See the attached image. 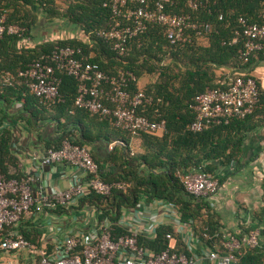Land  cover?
Here are the masks:
<instances>
[{"label": "trees", "instance_id": "1", "mask_svg": "<svg viewBox=\"0 0 264 264\" xmlns=\"http://www.w3.org/2000/svg\"><path fill=\"white\" fill-rule=\"evenodd\" d=\"M34 9L42 10L47 19H63L68 22L72 27L69 30L74 36L45 41L29 47L31 43L27 44L24 41L33 36V25L38 19ZM177 10L185 9L180 7ZM263 10V0L221 1L210 12L194 13L186 9L185 11L193 14V17L211 23L213 30L203 36L194 35L188 43L171 45L164 29L152 25L143 35L129 41L123 55H118L108 42L96 37V33L106 29L110 22V11L104 7L103 0H0V15H5L6 23L24 29L23 37L6 35L0 41V99L7 103L22 102L24 106H29V110L32 107L41 108L40 114L32 113V117L37 119H45L44 114H49V117L53 115V119L58 122L65 119V123L60 124L62 133L59 141L52 146L55 148H59L65 141L87 146L86 141L93 142L94 139L103 136L110 142L112 137L109 134L95 133L77 126L66 130L73 123L75 116L84 119L93 128L101 125L102 129L105 125H112L115 130L127 137H120L109 143L110 145L117 142L111 151V160L119 163L116 171L106 170L91 151L94 161L99 164L101 179L107 183L124 182L128 185L126 191L113 189L108 196L90 192L79 200L77 206H57L54 209L47 207L43 212L49 210L62 215L93 208L97 222L110 221L112 235L118 237L125 233L118 223L126 209L136 208L143 200L147 202L162 200L177 209L181 223L189 225L204 247L220 248L225 252V235L220 231L218 221L214 220L215 215L210 214L211 206L207 202L209 197H196L188 193L184 179L191 170L200 168L214 175L219 185L223 183L224 178L218 177L220 171L228 169L239 159L238 146L241 140L233 133L234 126L255 114L264 103V93L255 79L260 101L254 113L245 119H234L227 125L214 126L202 132H192L189 129L195 119L191 106L195 97L207 88L223 87L229 78L235 76L245 78L251 76L250 72L264 62V52L245 62L239 55L241 43L233 44V38L239 31L238 18L244 16L250 21H258ZM84 36L91 42L83 39ZM67 45L81 47L84 58L89 57L90 51H94L96 57L91 60L98 63L107 73L124 69L132 72L138 80L144 75L155 78V83L142 89L153 98L152 103L139 107L137 112L152 121L164 120L166 131L161 135L147 133L133 135L116 128L110 117L102 118L77 108L75 99L79 84L74 77L66 74L60 75L62 101L59 104L50 106L43 99L36 97L25 79L18 77L19 72L53 47ZM165 59H170V62L164 64ZM224 68H229L232 72L218 77L216 71ZM7 74H12L14 78L9 85L4 86ZM137 83L138 81L131 84L132 90L140 89ZM137 137H142L145 153L132 158L126 139L130 141ZM12 138L8 128L0 127V168L7 178L20 180L23 175L11 172V168L19 167V158L12 151ZM262 189L264 191V178ZM262 202L260 209L255 212L254 220L260 224L261 235H264V193ZM23 221L24 218L20 222ZM19 224L14 228L6 227L0 236L10 230H16L19 236L40 249L43 245V233L39 232L34 224H31L33 229ZM240 227L243 228V232L228 234L242 239L252 231L243 224H240ZM173 237L176 239L174 251L190 254L189 247L170 226H159L153 239L141 236L139 244L152 253H159L169 248ZM48 247L49 252L54 248L52 244H48ZM236 256L238 264H264V244L260 243L255 248L243 247L238 250Z\"/></svg>", "mask_w": 264, "mask_h": 264}, {"label": "built area", "instance_id": "2", "mask_svg": "<svg viewBox=\"0 0 264 264\" xmlns=\"http://www.w3.org/2000/svg\"><path fill=\"white\" fill-rule=\"evenodd\" d=\"M221 1L228 0H103L110 11V22L106 29L99 30L96 37L108 42L118 55H123L129 41L143 35L150 26L164 29L171 45L190 42L194 35L203 36L213 30V25L201 21L185 10L199 13L210 12ZM264 1V0H263ZM182 7L185 10L179 11ZM222 16L220 20H222ZM239 31L233 44L241 43L239 55L248 62L258 53L264 52V10L258 21L244 16L238 18ZM24 36V29L8 25L5 15H0V41L6 36ZM89 42L90 39L85 37ZM91 55L84 58L81 47L55 46L49 52L39 55L29 66L20 71L18 77L25 79L30 91L54 106L62 101L61 74L78 81L75 106L102 118H112L116 128L136 135L147 133L161 135L166 131V122L152 121L137 110L152 103L153 98L142 89L132 90L131 84L138 81L130 71L118 69L105 72L93 62ZM14 76L7 74L3 85L11 83ZM260 101V93L253 76L229 78L223 87L207 88L198 94L191 108L195 119L189 129L202 132L214 126L229 124L234 119H245L253 114ZM117 142L108 146L112 151ZM68 165L78 169L83 178L67 189L44 190L35 194V178L27 175L22 179L7 178L0 168V233L6 227L14 228L22 218H31L43 213L44 209L57 206H77L87 193L95 192L108 196L113 189L126 191L124 182L107 183L101 179L100 167L93 159L87 146L65 141L59 148L46 149L39 158L42 168L53 165ZM185 189L196 197H210L219 189L218 179L200 168L191 170L184 179ZM177 212L171 205L170 211ZM129 212L131 214H129ZM174 222L181 227L180 218L174 213ZM161 222L159 213L147 212L139 203L136 208L126 209L119 225L125 233L114 237L112 223L97 222L86 231L65 236L49 252L47 245L40 249L10 230L0 236V252L33 254L36 264H238L236 253L243 247L255 248L260 245V229H255L242 239L232 234L225 236V252L220 248L190 254L174 251V246L159 253H152L139 244L141 236L153 239ZM188 239L194 232L187 227ZM178 232L182 233L181 230Z\"/></svg>", "mask_w": 264, "mask_h": 264}, {"label": "crops", "instance_id": "3", "mask_svg": "<svg viewBox=\"0 0 264 264\" xmlns=\"http://www.w3.org/2000/svg\"><path fill=\"white\" fill-rule=\"evenodd\" d=\"M34 12L38 16V19L33 25V29L41 24L49 27L56 26L62 22V24L68 25L63 19H47L42 10L34 9ZM63 34L66 38L74 36V33L68 29L67 31H62L61 34H56L52 37L54 39L51 40H57L62 37L64 39ZM33 37L27 38L24 41L27 44L28 42L33 43L29 44V47L43 43L42 40L32 42ZM83 39H85V36ZM89 55H91L92 59L96 57L94 51H90ZM231 72L232 70L229 68L216 71L218 77L229 75ZM250 75L258 81L260 89L264 93V62L258 64L250 72ZM155 81L156 79L152 76L144 75L139 78L137 85L138 88L143 89L149 87ZM28 108L29 106H24L22 102L11 101V103H7L0 99V127L8 128L11 131L13 137L12 151L19 158V167L11 168V172L23 175V177L27 175L33 176L35 178L34 190L36 195L38 192H43L44 190L50 191L54 188L67 189L75 181L83 178L82 173L78 169L65 164L44 168L38 165L39 158L43 152L55 146L59 141L62 133L60 124H64L65 119H61V122H58L53 119V115L49 117V114H44L45 119H37L32 117V113L40 114L42 109L32 107L29 110ZM69 126V129L66 128L68 131L77 126V128H86L95 133L109 134L112 137L110 142L125 136L123 133L115 130L112 125H105L102 129L101 125L93 128L84 119L77 118L76 116L73 118V123ZM234 129L233 133H236L238 139L241 140L240 146H238L239 159L233 162L228 169L220 171L218 177H223L224 181L219 185L217 193L207 199V202L211 206L210 214L215 215L214 220L218 221L220 231L225 236L228 233L243 232L240 224L252 230L260 229L262 233V227L255 222L254 215L263 204L262 197L264 193L262 189L264 178V103L246 121L244 120L235 124ZM125 138L127 137L125 136ZM126 141L129 143L128 146L132 158L145 153L142 137L133 138L130 141L126 139ZM110 142L103 136L99 139H94L93 142L86 141V144H88L87 146L92 151L93 156L104 165L106 170L113 169V171H116L119 163H114L111 160L112 153L108 149ZM117 151H120V149H117ZM141 203L147 212L159 213L161 217L159 226L172 227L175 233H178L182 241L188 247H191L193 251L200 253L213 249L207 246L204 247L195 234L193 238H187L188 233H184V231L185 229L188 230L187 227L189 225L182 223L181 227H179V225L175 224V215L173 214L176 213L177 217H179V214L178 212L173 213L172 210L170 211L172 204L162 200H154L153 202L143 200ZM129 214L131 213L129 212ZM96 216L93 208H84L62 215L48 210L31 218L26 217L23 222H19L20 224H18L25 225L28 229H33L32 225L34 224L38 231L43 233V244L47 246L48 244H52L54 247L65 236L74 235L76 232L82 230L86 231L94 226L97 223ZM178 230H181L182 233L178 232ZM170 244L175 246L176 239L174 237L171 239ZM4 254L0 252V255ZM32 259L34 260L32 264H36V259L34 257Z\"/></svg>", "mask_w": 264, "mask_h": 264}, {"label": "rangeland", "instance_id": "4", "mask_svg": "<svg viewBox=\"0 0 264 264\" xmlns=\"http://www.w3.org/2000/svg\"><path fill=\"white\" fill-rule=\"evenodd\" d=\"M61 24L62 22L56 26H49V27L44 24H41L35 27L32 31L33 36H34L32 39L33 40L32 42L34 41L38 42V40H42L43 42L44 40L55 41V40H51V39H54L52 38L53 36H55L56 34H61L62 31H67L70 28L72 29L69 23L68 25L67 24L61 25ZM114 61H116L115 58H114ZM169 62H170V59L163 60L164 64H168ZM260 243L264 244V235H261ZM32 257H34L33 254L28 251H21L19 253H7L4 255H0V258H1L0 264H32V262H34Z\"/></svg>", "mask_w": 264, "mask_h": 264}, {"label": "flooded vegetation", "instance_id": "5", "mask_svg": "<svg viewBox=\"0 0 264 264\" xmlns=\"http://www.w3.org/2000/svg\"><path fill=\"white\" fill-rule=\"evenodd\" d=\"M62 36H64V34H63ZM64 37H65V36H64Z\"/></svg>", "mask_w": 264, "mask_h": 264}]
</instances>
